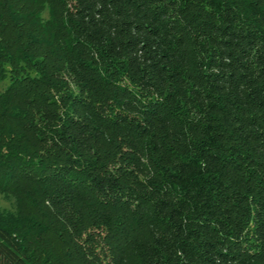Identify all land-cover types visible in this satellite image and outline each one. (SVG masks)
I'll use <instances>...</instances> for the list:
<instances>
[{"label": "trees", "instance_id": "1", "mask_svg": "<svg viewBox=\"0 0 264 264\" xmlns=\"http://www.w3.org/2000/svg\"><path fill=\"white\" fill-rule=\"evenodd\" d=\"M0 189L54 263L264 264V0H0Z\"/></svg>", "mask_w": 264, "mask_h": 264}, {"label": "rangeland", "instance_id": "2", "mask_svg": "<svg viewBox=\"0 0 264 264\" xmlns=\"http://www.w3.org/2000/svg\"><path fill=\"white\" fill-rule=\"evenodd\" d=\"M37 211L29 200H19L14 194L0 189V221L15 228L23 227L19 235L35 264H58L50 259L62 257L65 240L51 225H45ZM30 221L32 224L27 226Z\"/></svg>", "mask_w": 264, "mask_h": 264}]
</instances>
